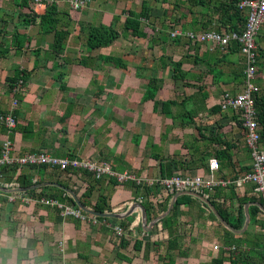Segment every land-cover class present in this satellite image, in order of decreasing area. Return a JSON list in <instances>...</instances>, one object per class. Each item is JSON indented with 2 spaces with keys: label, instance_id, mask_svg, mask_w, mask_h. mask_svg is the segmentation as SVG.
Segmentation results:
<instances>
[{
  "label": "crops",
  "instance_id": "crops-1",
  "mask_svg": "<svg viewBox=\"0 0 264 264\" xmlns=\"http://www.w3.org/2000/svg\"><path fill=\"white\" fill-rule=\"evenodd\" d=\"M28 1L0 0V113L17 99L12 155L42 151L93 158L136 180L96 178L92 171L43 164L21 166L18 188L0 185V264H264V210L252 183L240 190L217 186L204 201L185 192L188 199L172 210L184 192L170 194L158 180L147 181L183 172L209 175L211 158L219 165L215 178L232 179L251 168L238 113L219 109L221 94L242 86L237 45L224 49L166 37L162 23L173 25L176 16L175 29L204 30L199 19L193 23L191 15L181 16L184 7L168 17L153 7L149 24L142 25L144 38L123 29L124 13L139 11L142 0H85L77 11L58 5L56 28L68 32L58 52L52 47L54 31L43 32L37 20L26 18L32 14ZM101 24L115 28L119 37L88 50L86 27ZM258 45L260 71L254 83L264 93V23ZM108 55L122 57L126 66L111 64ZM172 61L181 62L184 76L172 78ZM20 72L28 79L18 98L6 78ZM153 76L161 86L146 98ZM4 129L0 123V145ZM11 168L5 172L10 178L16 173ZM26 181L31 185L21 186ZM44 197L79 208L94 221L64 217L60 209L38 201ZM239 202L243 223L233 229ZM96 203L105 210L96 211ZM166 217L173 221L170 231ZM171 234L177 240L168 248ZM214 244L219 247L213 249ZM238 251L243 255L233 263Z\"/></svg>",
  "mask_w": 264,
  "mask_h": 264
},
{
  "label": "built area",
  "instance_id": "built-area-1",
  "mask_svg": "<svg viewBox=\"0 0 264 264\" xmlns=\"http://www.w3.org/2000/svg\"><path fill=\"white\" fill-rule=\"evenodd\" d=\"M67 3L72 10H80L85 7V0H30L29 12L39 11L43 9L44 4ZM238 7L246 14V22L241 33L234 31H227L226 29H215L193 31H181L175 29L171 32L172 36L181 35L185 37L188 42L206 43L209 42L211 46L218 45L221 48H227L232 40H236L239 45L240 53L244 58V77L241 89L239 91L230 92L224 91L219 99V105L222 111L233 110L238 113L242 126L245 129V141L250 152L251 168L244 172V174L232 179L215 178L212 172L218 168V163L215 158L209 159L210 174L204 175L202 173H177L170 177H163L158 179H147L148 183H153L158 180L164 187L167 193L173 194L175 192H188L197 196L201 201L209 198L211 191L217 186H233L236 190L242 189L245 185L252 183L255 191L259 194L261 199V206L264 210V151L259 147L260 126L257 120L254 107V94L258 92V87L254 80L258 71L257 60V34L262 24L264 23V0H241ZM22 84V81H19ZM17 99L13 98L10 108L6 112L0 113V123L5 128V135L1 141L0 149V166H14L15 175L10 180H7L4 175L0 174V185L6 188H18L17 181L18 169L21 166L30 165H47L50 167H57L63 171L69 168L84 169L92 171L96 178L107 174L114 176L119 181L136 180L133 174L129 172L114 171L110 164L103 163L93 158H66L57 157L46 152H27L20 156L12 155L13 143L11 134L17 125V119L13 113L16 108ZM17 168V169H16ZM139 182V180L137 181ZM40 203L50 205L60 209L61 214L80 218L85 221H94L87 215H84L79 208L64 204L56 198L44 197L38 200ZM120 232V228H116ZM217 244L213 245V249H217ZM228 249L234 250V246Z\"/></svg>",
  "mask_w": 264,
  "mask_h": 264
},
{
  "label": "trees",
  "instance_id": "trees-1",
  "mask_svg": "<svg viewBox=\"0 0 264 264\" xmlns=\"http://www.w3.org/2000/svg\"><path fill=\"white\" fill-rule=\"evenodd\" d=\"M151 1L154 2L153 4L154 7L158 5L159 7L157 8L159 9L161 8L165 17L170 16L171 13H174L177 10H179L181 7H184L181 16L187 18L188 15H191L190 18L192 19L193 23L197 22L199 19L201 28L204 30H210L212 28H215L217 31H220V29L223 28V29H226L227 31H234L237 33H241L244 28L245 22H246V14L244 13V11H242L238 7V4L241 0H151ZM28 2L30 3V0ZM25 3H26V0H25ZM166 4L167 6H165ZM153 6L150 3V0H142L141 8L139 11L129 10L126 13H124L125 19L123 23V29L131 30V33L135 36L146 38L147 34L142 30V25L149 24L147 22H149L150 20L151 10ZM57 7L58 6L56 4L45 3L43 9H41L42 11L41 14H38L36 13L37 11H34L32 12V14H28L26 18L31 19L32 22L37 20L43 32L54 31L55 39H54L52 47L55 51L59 52L63 50L64 48V43L68 35V32L56 28L57 23L59 22V19L57 18ZM171 18H173V16H171ZM177 18L178 17L176 16V18H174L173 20L171 19L173 21V25L170 22H166V23L160 22V24L162 23V25L164 26V30H168L166 37L169 36L170 39L175 40V41L177 38L181 36V35H176V36L171 35V32L175 30L174 23L176 22L175 19ZM150 26L152 29H154L153 31L156 32V29L154 28V26L153 25H150ZM160 29L159 30L161 32L162 28ZM86 30H87L86 31L87 32L86 33V46L88 50L92 48H96V47L108 46L119 37V32L115 28L109 25H102V24L98 26L90 25L86 27ZM181 31H186V30H181ZM163 33H165V31ZM166 37L164 36V38ZM258 37H259V32L257 34V39H256V42H257L256 54H257V60L259 63L261 49L258 45ZM231 42L237 45L238 51L240 53V48L236 40H232ZM231 42L229 43V46ZM21 45L22 43H20V46ZM233 50H237V49H233ZM106 58L111 64L120 65L122 67L126 66V63L124 62L122 57L108 55L106 56ZM171 66H172V74H171L172 78L176 79V78H180L184 76L183 72L180 70V66H181L180 61H172ZM244 68H245V64L243 61V73H244ZM258 71H260V68H258ZM243 77H244V74H243ZM27 79H28V74L24 72L23 73L20 72V73L13 75L12 77L6 78L9 89L12 92H14L18 98L21 97V93H22L21 86L23 85L25 81H27ZM19 81H22V84H20ZM160 86H161V83L158 82L156 77L153 76L152 78H149L148 83H147L145 97L146 98L154 97L157 91L159 90ZM254 99H255L254 107H255L257 120L259 124L262 123L263 128H264V93H259V91L258 93L256 92L254 94ZM219 109L221 110L220 105H219ZM0 149H1V145H0ZM8 167L10 168L12 167L11 168L12 171L15 170L14 166L3 165V166H0V174L4 175L6 179L10 180L11 178L5 175V172ZM24 177L27 178V176H24ZM30 185H31L30 182L26 181V182H22L21 186L26 187ZM229 187L230 189L233 188V186L231 185ZM217 188L220 189V187H217ZM90 190L91 188H88L85 193L89 195ZM189 196L190 194L185 193V192L177 196L174 202V205L172 207V210L175 209L178 203L184 200H187ZM70 200L73 201V199H70ZM94 209L98 212H103L105 210L104 206H102L100 203H96L94 205ZM234 213H235V222L231 223V226L233 229H239L242 226L243 215H244L242 202H239ZM219 215L223 220L225 221L228 220L227 219L228 214L223 215V213L221 212V214L219 213ZM172 222H173L172 219L169 217H166L163 220L164 226L168 228L169 231L171 229ZM176 240H177V236L171 234L169 237L168 243H167V247L168 248L172 247V245L176 243ZM240 252L238 251L235 253V255L237 254V256H234L235 258L232 259L233 263L236 262L238 258L240 259V256L243 255L242 251Z\"/></svg>",
  "mask_w": 264,
  "mask_h": 264
},
{
  "label": "rangeland",
  "instance_id": "rangeland-1",
  "mask_svg": "<svg viewBox=\"0 0 264 264\" xmlns=\"http://www.w3.org/2000/svg\"><path fill=\"white\" fill-rule=\"evenodd\" d=\"M151 3V2H150ZM153 4H154V2H153ZM153 6V5H152ZM165 6H167V4L165 5ZM154 7V6H153ZM155 7H159L158 5H156ZM189 23V22H188ZM5 130V129H4Z\"/></svg>",
  "mask_w": 264,
  "mask_h": 264
},
{
  "label": "clouds",
  "instance_id": "clouds-1",
  "mask_svg": "<svg viewBox=\"0 0 264 264\" xmlns=\"http://www.w3.org/2000/svg\"><path fill=\"white\" fill-rule=\"evenodd\" d=\"M212 29H215V28H212ZM211 30V29H210ZM216 30V29H215ZM194 31V30H193ZM230 110V109H229Z\"/></svg>",
  "mask_w": 264,
  "mask_h": 264
}]
</instances>
